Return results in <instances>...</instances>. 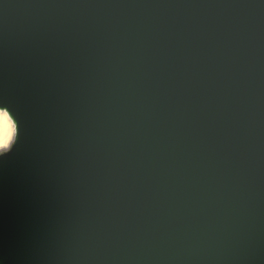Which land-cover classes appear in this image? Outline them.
Wrapping results in <instances>:
<instances>
[{
  "label": "water",
  "instance_id": "obj_1",
  "mask_svg": "<svg viewBox=\"0 0 264 264\" xmlns=\"http://www.w3.org/2000/svg\"><path fill=\"white\" fill-rule=\"evenodd\" d=\"M4 264H264V0H0Z\"/></svg>",
  "mask_w": 264,
  "mask_h": 264
},
{
  "label": "snow or ice",
  "instance_id": "obj_2",
  "mask_svg": "<svg viewBox=\"0 0 264 264\" xmlns=\"http://www.w3.org/2000/svg\"><path fill=\"white\" fill-rule=\"evenodd\" d=\"M0 101H6L2 91H0ZM0 113H3L8 118V120L11 121L12 127L14 129V133L10 143L6 146L3 152H0V158L4 159L6 156L11 154L14 147L18 144L19 134L17 133V122L13 121L11 115L9 114V110L6 104L0 103ZM3 159H0V161H3Z\"/></svg>",
  "mask_w": 264,
  "mask_h": 264
},
{
  "label": "clouds",
  "instance_id": "obj_3",
  "mask_svg": "<svg viewBox=\"0 0 264 264\" xmlns=\"http://www.w3.org/2000/svg\"><path fill=\"white\" fill-rule=\"evenodd\" d=\"M13 133L11 121L3 113H0V152H3L10 143ZM0 264H4V261L0 260Z\"/></svg>",
  "mask_w": 264,
  "mask_h": 264
}]
</instances>
